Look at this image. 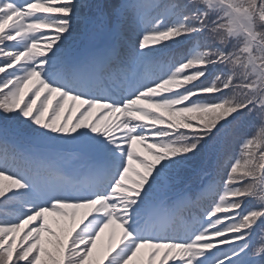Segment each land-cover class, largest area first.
Listing matches in <instances>:
<instances>
[{
  "label": "snow or ice",
  "instance_id": "obj_1",
  "mask_svg": "<svg viewBox=\"0 0 264 264\" xmlns=\"http://www.w3.org/2000/svg\"><path fill=\"white\" fill-rule=\"evenodd\" d=\"M0 264H264V0H0Z\"/></svg>",
  "mask_w": 264,
  "mask_h": 264
},
{
  "label": "trees",
  "instance_id": "obj_2",
  "mask_svg": "<svg viewBox=\"0 0 264 264\" xmlns=\"http://www.w3.org/2000/svg\"><path fill=\"white\" fill-rule=\"evenodd\" d=\"M259 132H260V129L257 128L256 134H259ZM248 138H252V137L249 136ZM251 148L254 151H258L259 145H252ZM137 150L143 152V149L139 145H137ZM242 150H243L242 144H237L234 146V155L236 156V158H239L242 155ZM59 219L60 218H57V217H50V222L52 223L54 230H57V231H59V228L61 225L57 224L55 221Z\"/></svg>",
  "mask_w": 264,
  "mask_h": 264
}]
</instances>
